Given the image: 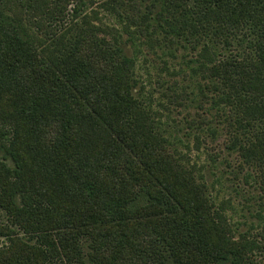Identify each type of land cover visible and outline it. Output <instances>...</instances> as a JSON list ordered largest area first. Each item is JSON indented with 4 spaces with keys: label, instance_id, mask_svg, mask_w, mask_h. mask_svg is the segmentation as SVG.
Here are the masks:
<instances>
[{
    "label": "trees",
    "instance_id": "trees-1",
    "mask_svg": "<svg viewBox=\"0 0 264 264\" xmlns=\"http://www.w3.org/2000/svg\"><path fill=\"white\" fill-rule=\"evenodd\" d=\"M147 1L101 8L146 44L184 37L264 195V0H162L152 19ZM86 9L0 0V264H259L264 231L237 237L135 96V58ZM241 34L246 55L213 60Z\"/></svg>",
    "mask_w": 264,
    "mask_h": 264
},
{
    "label": "rangeland",
    "instance_id": "rangeland-1",
    "mask_svg": "<svg viewBox=\"0 0 264 264\" xmlns=\"http://www.w3.org/2000/svg\"><path fill=\"white\" fill-rule=\"evenodd\" d=\"M105 1L88 0L84 15L98 11L95 22L104 31L103 35L118 38L125 53L135 58L134 94L153 110L157 132L206 185L212 203L217 210H223L237 237L247 235L254 239L264 231V195L259 189V172L256 167L243 163L237 147L231 148V136L226 129L228 110L220 101L222 93L206 87L207 82L220 83L217 79H204L202 74L191 70L190 62L196 57L189 45L183 43L184 37L175 36L172 46L146 44L140 35L125 33L124 23L101 8ZM161 1L142 3V13L148 14L146 7L155 2L150 15L154 18L162 8ZM152 24L146 23L150 29ZM237 37L230 46L220 41L216 47L219 54H213V60L218 63L223 58L239 59L246 55L248 41L242 34ZM150 39L157 40L155 36ZM206 39L212 42L211 38ZM0 223H8L1 210ZM4 244L1 240L0 247ZM256 254L259 264H264V251Z\"/></svg>",
    "mask_w": 264,
    "mask_h": 264
}]
</instances>
